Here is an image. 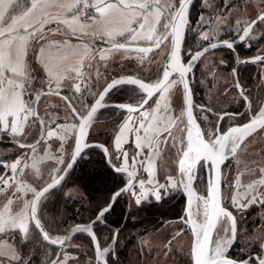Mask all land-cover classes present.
Wrapping results in <instances>:
<instances>
[{"label": "flooded vegetation", "instance_id": "flooded-vegetation-1", "mask_svg": "<svg viewBox=\"0 0 264 264\" xmlns=\"http://www.w3.org/2000/svg\"><path fill=\"white\" fill-rule=\"evenodd\" d=\"M179 2L180 0L169 1L170 6L173 7H169L170 10L164 12L163 22L151 40L138 39L133 42L120 37L112 41L104 37H94L93 52L85 62L77 81L67 80L56 88L53 85L38 87L41 82L29 81L30 79L27 81L34 89L32 93L40 89L34 100L29 101L35 115L32 116L31 125L27 130V138L21 141L10 133L0 132V144L4 143L5 147H19L24 152L43 144L44 159L36 161L35 158L24 155V175L17 170L13 171L10 167L11 160L20 157L19 152L7 154L6 158L0 160V177L3 176L7 180L6 184L13 187L10 194L7 192L9 196L22 193L24 201H27L31 209L29 202L34 200L36 193L64 173L75 153L80 118L87 113L110 81L123 76L155 85L163 80V71L166 70L174 39L173 33H169L172 25L170 14L173 8L177 9ZM261 16H264V0H194L185 15L181 33V62L175 59L171 62L173 70L177 63L184 68L191 65L190 71L183 73L181 77L187 85L192 114L200 126L206 143H212L233 127L240 128L252 123L264 110V20L259 19ZM164 24L170 26L165 29L162 27ZM245 30H248L247 36H244ZM205 36L207 39L204 38ZM156 40H160L159 47L156 46ZM113 43L142 46L151 50L108 49ZM225 43L231 44L232 47H226ZM196 53L202 55L199 59L193 60L192 57ZM101 56L104 59H101ZM181 77L174 70L164 83L166 87L160 91L153 89L150 94L140 90L137 85L126 83L116 86L109 92L88 123L89 129L84 141L86 146L73 167L64 180L47 191L38 203V217L45 229L47 216L51 218L52 225L63 224L57 217L53 219L52 210L56 204L63 213L67 210L76 212L74 219H78L66 223L76 226L85 223L79 222L78 217L79 210L86 207L85 203L81 204L82 200L85 201L86 198L87 207L90 208L95 206L92 204L96 200H100L102 202L99 203L102 204L100 212L113 201L114 195L119 191L120 195L116 197L110 208V211L113 209L124 211L123 220L116 222L118 227L113 233V242H116L121 227L127 222L129 211L139 210L150 203L175 207V195H178L183 213L179 217L164 221L158 230L168 227L167 232L170 235L166 241V251L168 255H172L174 261L182 258L179 264L192 263L191 247L186 258L173 246L176 238L182 235L186 237L188 232L192 233L185 214L187 189L181 183L182 180H187V173L182 174L180 169V161L187 147L188 128L186 99ZM48 91L53 93H46ZM38 97L40 100L36 113L35 104ZM144 100L147 102L142 103ZM112 104L126 107L121 109ZM128 107L135 111H128ZM180 108H182L181 112H179ZM126 122L132 127L129 142L123 148H116L115 138L118 130ZM141 124H143L142 128ZM179 125L184 127L183 147L174 152V149L170 148L169 140ZM49 132L54 135L50 136ZM58 133H61V138H58ZM242 133L243 131L235 134L239 137L235 141V147L232 140H229L228 147L224 150L223 156L226 160L222 164L221 174L223 202L226 208H230L224 197L226 191L239 192L238 178L243 167L246 169V175L254 176V181L257 178L261 180L255 182L253 189L254 193L264 196L262 182L264 126L248 133L240 143ZM40 136L42 137L35 146H24L37 142ZM144 139L147 140L146 143ZM188 163H191V160L185 162V167ZM151 166H154L155 177L160 180L159 185H165V188L160 189L162 199L157 201L150 196L137 208H133L135 195L154 189L148 187L147 180V172H150ZM121 167H126L127 171L114 170ZM193 169L196 175L193 182L196 196L192 207L196 199L200 198L199 195L209 194L213 165L209 160L202 158L194 164ZM86 171L89 175L88 188L84 185ZM141 181L144 182L143 188L140 186ZM176 182L179 184L178 189L171 187V184ZM248 182L250 184L248 183L245 188H249L253 181L251 179ZM23 183L22 192L14 190V187H19ZM106 183L110 186L107 187ZM128 184L132 186L131 190L121 192V189L128 187ZM32 188L35 190L34 194ZM165 192L168 194L164 195ZM105 195L109 198L103 202ZM17 201L23 204L22 197L17 198ZM260 201H262L260 204L257 203L252 208V215L255 216L244 221L238 219L237 213L233 212L237 220V235L235 242H230L226 256L241 261L253 256L257 257L261 253L263 256L264 197ZM18 208L24 207L20 205ZM110 211L104 214L101 221H97V214L88 221V224L93 221L94 229L99 225L109 226L110 221L106 220V217ZM29 214L30 220L34 222L31 211ZM62 216L65 217L63 214ZM47 234L49 236L48 232ZM40 236L45 240L41 233Z\"/></svg>", "mask_w": 264, "mask_h": 264}, {"label": "rangeland", "instance_id": "rangeland-1", "mask_svg": "<svg viewBox=\"0 0 264 264\" xmlns=\"http://www.w3.org/2000/svg\"><path fill=\"white\" fill-rule=\"evenodd\" d=\"M170 0H159V3L155 5V7H150L147 15V23L145 24V28L142 31V35H152L154 33H150L148 30L150 28H155L156 30L160 27L163 22V15L165 11L170 10ZM70 0H50L47 6L43 4L34 12H32L29 16L25 18V21H20V17L23 16L25 12H27L30 4H26L25 0H20V6H16L13 3V6L8 8L5 13V21L3 24H0V29H8L11 26V21L13 18H16L18 23L14 26V30L9 34L5 31L4 36H0V42L9 39V35L13 38L15 37H24L25 41L23 44V62L26 67L25 76L27 78H21L17 80V83H23L24 87L22 90V100L24 104L30 109L27 113L22 115H27V120H20L17 122L15 118L9 117V124L18 123V133L13 134L10 129L8 131H4L2 125H0V132L10 133L14 137H17L19 140H26L27 130L31 125V120L33 116L32 106L29 101H33L35 96L37 95V91L33 92L34 89L31 87L32 85L27 82L29 81H37L40 83L38 87H42V85L48 86L53 85V87H59L64 84L67 80H76L80 73L83 71V67L85 62L87 61L89 55L93 52L94 37H104L109 40H117L121 36L109 37L105 33L107 31H111L114 29H120L124 26L127 19L131 18L135 14H139L140 16L144 15V10L142 9H124L122 7H118L116 9H110L106 16L102 17L99 13H95L94 10L88 9L87 16L85 19L81 17L77 24H66L64 20L71 21L74 15H79V11L69 12L66 5ZM95 0H89V3H94ZM105 3H113L119 5V0H104ZM126 3H132L133 0H125ZM137 3L143 2V0H136ZM159 10L161 15L158 18L155 15V11ZM39 20L41 23L47 21V23L43 24V28L38 31L35 37H31L28 33L32 32L33 29H40L39 23H33L32 28H28L25 31V28L21 26V23H32L34 21ZM140 21L133 20L132 27L136 28L137 24ZM156 32V31H155ZM43 37V38H41ZM79 37L80 39H78ZM77 38V39H75ZM139 39V38H138ZM137 39V40H138ZM139 40H147V39H139ZM134 42V41H133ZM21 45V41L19 39H13L10 46H6L4 51H7L12 60L16 59L17 48ZM110 53H108L109 55ZM112 54V53H111ZM102 57V56H101ZM100 59V58H99ZM73 69H78L79 72L72 71ZM95 69V68H94ZM52 73L51 77L49 73ZM4 75L12 80L16 79L14 75L8 71H5ZM76 82H74L75 84ZM77 85V83H76ZM75 86V85H74ZM179 110V109H178ZM182 108H180L179 112H181ZM184 123V122H183ZM125 125L127 128L125 129ZM184 125V124H183ZM183 125H179L177 130L173 132L170 136V148L180 149L183 146V136H184V127ZM124 129L123 131H121ZM132 127L129 122L124 123V125L118 130L117 136L115 138V147L123 148L127 142H129L130 134ZM61 133H58V138H61ZM148 136H146L147 138ZM117 139H119V147H117ZM147 140L144 139V143ZM9 146V145H8ZM43 144H39L38 146L32 148L31 150L23 151V149L16 147H5L4 143L0 144V160L7 157V154H12L13 152H19L20 157H15L11 160V165L19 161L16 170L21 172L24 175L25 163H24V155L35 158L34 160L39 161L40 159H44L43 157ZM45 155V153H44ZM52 155V154H51ZM11 156V155H10ZM55 157V156H54ZM175 157V161H176ZM244 162V161H243ZM150 172H147L148 177L147 180L149 182L150 188H156L159 185L160 180L155 177V169L154 166L149 168ZM20 173V174H21ZM252 181L249 188H245L248 181ZM260 179H256L254 181V176L246 175V169H240V174L238 178L239 184V192H230V190L226 191L225 199L228 202V208L231 212L237 213L238 219L244 221L247 218L253 217L252 208L257 203H261V198L264 196H260L259 194L254 193L253 186L255 182L258 183ZM261 182V180H260ZM264 184V180L262 181ZM177 189L179 188L178 182ZM4 186V187H3ZM245 189H244V188ZM13 187L6 185L0 186V214L5 213V209L7 207V214L15 217L17 220L26 219L27 223V231H23L20 229H12L9 228L3 232H0V264H24V261L27 260L30 256L32 257L37 250L35 248V241L41 240V236L39 237L38 228L33 221L30 220V208L25 209V202L21 195H10L11 189ZM22 192L24 190L23 185L20 184L19 187H14V190ZM33 189V188H32ZM34 190V189H33ZM153 189H149L144 191L146 195L141 198V195H135L133 198L132 206L133 208H137L141 202L149 199L150 196L155 199L152 194ZM9 192V194L7 193ZM35 190L32 194H34ZM13 193V191H12ZM22 197L21 201L23 204H19L17 198ZM200 198H197L192 207V216L193 221L197 225L195 228L196 231L199 230V226L204 220V207L203 200H208V194L199 195ZM253 197H256L255 202H253ZM33 198V195H32ZM140 199V202L137 203V199ZM203 198V199H201ZM85 201H81V204L87 203L86 198ZM9 201L11 204L9 205ZM24 208H18V206ZM87 205V204H86ZM27 213V218H26ZM234 214V213H233ZM235 215V214H234ZM47 219V230L49 236L56 240L57 242L63 243L65 242L62 250V255L57 263L55 264H104L102 260H97L95 254L92 252L93 247L90 240V235L88 231H83L81 228L74 231L67 239L65 237L67 231L74 226H66L67 228H62L60 226L52 225L49 222V217ZM84 222V221H79ZM88 225V222L84 223ZM65 229V232L63 230ZM227 230V231H226ZM168 227H164L156 232H147L143 239V249L130 262L131 264H179V259H172V255L167 253L166 251V241L168 236L170 235ZM65 234V235H64ZM232 236V224L231 220L228 217L222 218L219 223V226L216 230V234L214 237V242L217 240L227 239L228 243L224 250V255L227 254L228 246L231 242ZM42 244V243H41ZM44 244V243H43ZM40 246V245H39ZM110 244H105L101 247L102 254L107 258L110 250ZM173 246L180 252L182 256L186 258L189 256V249L193 247V236L192 233L188 232V235L184 237H178L174 240ZM45 246V254L42 256V263L46 264L48 258L55 256L58 253V249L55 253H52L51 248H47ZM51 249V250H50ZM107 249V251H105ZM51 252V253H50ZM257 257L264 258V254L262 253ZM185 258V259H186ZM256 256L251 258H246L243 261H247L249 264H257ZM192 262V260H191ZM51 263V261L49 262Z\"/></svg>", "mask_w": 264, "mask_h": 264}, {"label": "snow or ice", "instance_id": "snow-or-ice-1", "mask_svg": "<svg viewBox=\"0 0 264 264\" xmlns=\"http://www.w3.org/2000/svg\"><path fill=\"white\" fill-rule=\"evenodd\" d=\"M26 4H30V7L28 8L27 12L23 14V16L20 17V21H25V18L29 16L32 12L37 10L42 4L44 6H47L50 2V0H25ZM13 3L16 6H20V0H0V24H3L5 21V13L7 12L8 8L13 6ZM159 3V0H143V2L137 3L136 0H133L132 3H126L125 0H119V5L113 4V3H105L104 0H95L94 3H89V0H70L69 3L66 5H63L66 7V9L69 12H76L79 11V15H74L73 19L71 21L64 20V23L66 24H77L81 17L87 19V10L92 9L95 13H99L100 16L104 17L107 15L110 9H116L118 7H122L124 9H142L144 10V15L140 16L139 14L133 15L131 18L127 19L124 26L120 29H114L111 31H107L105 34L109 37H114L116 35L125 37L126 39H130L131 41H136L139 39H153L152 35H142V31L145 28V24L147 23V15L148 9L150 7H155L156 4ZM185 3H187V0H185ZM173 7V6H170ZM185 4H181L178 10H175L173 8V12L170 14V21L176 22L178 21L180 25L185 23ZM155 15L158 18L161 15L159 10L155 11ZM259 19L264 20V16L259 17ZM133 20L140 21L137 24L136 28H133L131 25L133 23ZM18 23L16 18H13L11 21V26L8 29H0V36L5 35V31H7L9 34L14 30V26ZM33 23H39L40 29H33L32 32L28 33L29 36L35 37L36 33L40 31L43 28V24L47 23V21H44L41 23L39 20L34 21L32 23H21V26L25 28V31H27L28 28L33 27ZM255 23V22H253ZM170 25L164 24L162 25L163 28L167 29ZM150 33H155L156 29L150 28L148 30ZM179 26L175 27V35H176V45L179 46ZM127 34V36H126ZM248 35V30H245L244 36ZM43 38V37H41ZM165 39L167 37H164ZM207 39V36L204 37ZM13 39H19L21 41V45L17 48L16 52V59L13 61L10 54L7 51H4V48L6 46H10ZM25 38L24 37H11L9 35V39H6L3 42H0V125H2V128L4 131H10L13 134L18 133V123L9 124V117L15 118L17 122L20 120H27V115H22L24 113H27L30 111V109L24 104L22 100V90H23V83H17V80L21 78H27L25 76L26 73V67L23 62V44H24ZM156 46L159 47L160 40L155 41ZM215 46V45H213ZM226 47H232L231 44L225 43ZM113 47L116 48H124L125 45H113ZM151 49H138V51H150ZM173 57L176 56V52L173 51L172 53ZM200 55L202 53H196L192 59L196 60L199 59ZM101 59H104L102 56ZM171 67V66H170ZM191 65L188 68H184L183 66L179 65L177 63L175 67V71H178L183 75V73L190 71ZM5 71H8L14 75L16 79H8L4 73ZM72 71L79 72L78 69H73ZM50 77L52 73H49ZM169 77V71L165 70L163 71V80L167 81ZM130 84V85H137L140 90H142L145 93H151L153 89L156 91H160L162 88H165L166 85L163 82L157 83L155 85L145 84L137 79H128V80H116L112 83L108 84L107 87L104 89V93L100 95L99 99L96 100L95 105L101 106V101L104 99V94H107V92L114 88L115 86L119 84ZM185 88H187V85H185ZM77 90H79V86H77ZM147 101L144 100L142 103H146ZM96 106L92 108V110L88 113L87 117L85 118L84 124H87V121L91 119L92 114L96 111ZM119 107L123 108L126 107L124 105H119ZM159 107V106H158ZM75 111V110H74ZM128 111H135V109L128 107ZM35 115V113H33ZM188 118L191 121V112L188 113ZM43 123V121H41ZM256 123H260L261 126H264V110L261 111L260 116L257 119H254L251 124L245 125L244 128H238L233 127L228 130L226 134L223 136H218V138L213 141L212 143H206L202 138L199 132L196 133L195 138L193 137V132H188V150L183 153L184 160L180 161V169L182 174L187 173V180L181 181L183 183L184 188L187 189L189 192H192V184L194 180L196 179V175L193 169V166L195 163L200 161L202 158L209 159V160H219L223 158L224 150L226 147H228V141L232 140L233 146L235 147V141L239 138L237 135L238 133H241L242 131L246 130L248 127L255 126ZM84 125H81V132H83ZM140 127H143V124L140 125ZM127 128V125H125V129ZM122 129L121 131H123ZM50 136L54 135V133L49 132ZM23 147V145H21ZM117 147H119V139H117ZM233 147V150H234ZM106 151V149H105ZM80 153V145H76V152L75 156H78ZM191 160V163L187 164V167H185V162ZM125 164L127 163V157L126 154L124 156ZM19 164V161L16 163H13L10 165L11 169L13 171L16 170L17 165ZM34 166V165H33ZM72 165L69 164L68 167H71ZM117 172H126V167H121L114 169ZM131 175V174H129ZM7 180L3 177H0V184H6ZM58 183V182H57ZM144 182H140L141 188H143ZM52 185H49L48 188H51ZM131 185L128 187L121 189V192H126L131 190ZM172 188H176L177 184L172 183ZM165 188V185H158L156 188L152 190V194L154 195L155 199L157 201L162 199L160 189ZM48 189H44V192H46ZM213 191V196L209 200H203V207H204V220L199 226V230L196 231V239L193 245V256L195 264H237L236 261L228 259L224 256V250L228 243L227 239L217 240L215 242L212 241V237L210 234V230L214 229L216 222L221 217H228L232 220L233 228V238L235 235V228H234V218L231 217V214L228 213L226 210H224L222 207L219 206L216 196H215V189ZM168 193L165 192L164 195H167ZM44 195L43 192L36 193L35 200L29 202L31 205V217L34 220L35 225L39 228L41 227L39 219H36V211H37V203L39 202L40 198ZM120 193H116V196H119ZM141 198H143L146 193L141 192ZM115 196L113 197V200H115ZM203 199V198H201ZM256 197H253V202H255ZM140 202V199H137V203ZM11 204V201H9V205ZM29 207V204L26 203L25 209L27 210ZM111 205L109 207L102 209L97 216V221H101L104 214L110 211ZM7 207L5 209V213L0 214V232H3L9 228L12 229H20L23 231H27V223L26 219L17 220L15 217L7 214ZM192 215V212L189 211V216ZM27 218V213H26ZM197 225L195 222H193V228L195 229ZM83 231H88L87 228L82 229ZM227 231V230H226ZM44 238L47 239V233H43ZM52 243H56V240H52ZM63 243V241H61ZM107 251V249H105ZM257 264H264V258L256 257ZM241 264H248L247 261L241 262Z\"/></svg>", "mask_w": 264, "mask_h": 264}, {"label": "trees", "instance_id": "trees-1", "mask_svg": "<svg viewBox=\"0 0 264 264\" xmlns=\"http://www.w3.org/2000/svg\"><path fill=\"white\" fill-rule=\"evenodd\" d=\"M84 177V185L86 188L89 186V175L88 171L85 172ZM102 182H105L102 180ZM106 186L109 187L110 184L106 183ZM98 197V195H97ZM109 198L108 195L103 197V202H106ZM180 197L175 195V207H170L169 205H159L150 203L143 208L135 211L128 212V218L126 224L121 227L118 238L116 242H113V233L114 230L118 227L116 222H120L123 220L124 211L122 210H112L110 211L106 217V220L110 221L109 226H98L95 228V232L99 239L100 247L105 244H110V252L107 256V260L109 264H131L130 262L133 260V257L137 255L140 251H142L143 239L147 232H152L158 230L164 221H168L169 219H173L179 217L183 213V208L179 205ZM101 201L96 200L94 202L95 205L92 209L87 207L86 203L85 208H81L78 212L79 221L88 222L92 217L96 216L99 213L101 205L99 204ZM102 203V202H101ZM100 205V206H99ZM57 204L52 210L53 219H60L63 224L57 225L62 228H67V222L73 221L75 217V213L73 210L64 211V213L59 210ZM65 215V217H61V215ZM49 218L48 223H52ZM78 219V218H77ZM74 219V220H77ZM56 226V225H55ZM47 229V228H46ZM48 232V230H47ZM65 232V229L63 230ZM40 237V234H38ZM41 239V238H40ZM91 240V237H90ZM37 240L35 241V251L34 255L27 260L24 261V264H43L42 256L45 254V246L51 248L52 253H55L57 248L47 243L45 240ZM42 243V244H41ZM44 243V244H43ZM92 243V240H91ZM40 245V246H39ZM47 247V248H48ZM93 247V243H92ZM94 249V247H93ZM59 250V249H58ZM95 254V251L92 250ZM51 253V252H50ZM53 260V257L48 258L46 264H50L49 262Z\"/></svg>", "mask_w": 264, "mask_h": 264}, {"label": "water", "instance_id": "water-1", "mask_svg": "<svg viewBox=\"0 0 264 264\" xmlns=\"http://www.w3.org/2000/svg\"><path fill=\"white\" fill-rule=\"evenodd\" d=\"M193 1H194V0H187V3H185V0H180V2H179V4H178V7H177L176 10L179 9V7H180L181 4H185V9H186V10H185V15H186V13H187V11L190 9V6H191V4L193 3ZM176 26H179V29H180V32H179V37H180V39H179V46H178V47H177V45H176V35L174 34V33H175V27H176ZM183 26H184L183 24L180 25L179 22L176 21V22H172V25H171V28H170V32H169V33H173V35H174V39H173V46H172L171 52H170V54H169V56H168L167 63H166V70L169 71V76H170L171 74H173V71H174V70H173V68H174V67H173V63H172L171 61L175 59V60L179 61V63L181 62V61H180V59H181V58H180V56H181L180 52H181V46H182L181 33H182V30H183ZM113 45H120V44H118V43H113V44H111V45L108 47V49H115L116 47H113ZM124 48H131V49H135V50H138V49H149V48L142 47V46H131V45H125ZM120 49H121V48H120ZM173 51L176 52V56H175V57H173V55H172ZM170 66H171V67H170ZM177 73L179 74L180 77L182 76L180 72L177 71ZM128 79H135V78H133V77H123V76H120V77H116V78H114V79H113L112 81H110L108 84H110V83H112L113 81H116V80H128ZM181 81H182V84H183V91H184V96H185V99H186V118H187V123H188V128H187V145H188V132H189V131H192V132H193V137H194V138H195L197 132L200 133L202 139H204V138H203V134H202V132H201L200 126H199L198 122L196 121V119L194 118V116H193V114H192V111H191V108H190V105H189V101H188V92H187V89L185 88V83H184V80L182 79V77H181ZM161 82L165 83L164 80H162ZM108 84H107V85H108ZM107 85L104 87V89L107 87ZM119 85H121V84H119ZM117 86H118V85H117ZM115 87H116V86H115ZM115 87H114V88H115ZM114 88H112V89H114ZM104 89L100 92V94H99V96L97 97V99H99L100 95L104 93ZM112 89H110V90L107 92V94H104V98L109 94V92H110ZM46 93H53V92L48 91V92H46ZM97 99H96V100H97ZM39 100H40V97H38L37 100H36V104H35V109H36L35 112H36V113H37V106H38V102H39ZM96 100H95V102H96ZM102 101H103V100H102ZM102 101H101V105H102ZM95 102H94V104L90 107V109L87 111V113H86L84 116H82V117L80 118V125H79V129H78V132H77V141H76V145H77V144L80 145V153H81L82 149L86 146V144H85L84 141H85V139H86V135H87V133H88V129H89V125H88V123L90 122L91 119H89V120L87 121V124H84V121H85V118L87 117L88 113L92 110V108H93L94 106H96V105H95ZM112 105H115V106L119 107V105H121V104H112ZM100 107H101V106H96V111H97ZM120 108H121V107H120ZM121 109H125V107H123V108H121ZM96 111H95V112H96ZM189 111L191 112V117H192L191 121H190L189 118H188V113H189ZM95 112H94V113H95ZM94 113L92 114V116L94 115ZM91 118H92V117H91ZM249 124H251V123H249ZM249 124H247V125H249ZM81 125H84V127H83V132H81ZM260 127H262L261 124H260V123H256L255 126H253V127H248L246 130H244L243 133H242V135H241V141H240V143L243 141V139L245 138V136H247L248 133H250V132H252V131H254V130L260 128ZM240 128L243 129L244 126H242V127H240ZM41 137H42V136H40V138H39V140H38L37 142H35V143H33V144H30V145H24V146H25V147H33V146H35L36 144H38V142L40 141ZM187 150H188V148L186 147V150H185V151H187ZM75 152H76V147H75ZM80 153H79V155H80ZM79 155H78V156H79ZM78 156H75V153H74V156H73V158H72V160H71V162H70V164H71L72 166H71V167H67L66 170L64 171V173H63L59 178H57V179L53 180L52 182H50L49 184L45 185L43 188H41V189L38 191V193L43 192V193L45 194V193H46L47 191H49L52 187H54L56 184L61 183V182L64 180V178L66 177V175H67V173L69 172V170L73 167V165H74V163L76 162ZM182 160H184V155L182 156ZM206 160H209V159H206ZM225 160H226V158H225L224 156H223L222 159H219V160H216V161H214V160H209V161L212 163V165H213V174H212V181H211V184H210V187H209L208 200L212 198V196H213V191H212V190L215 189V196H216V199H217V202H218L219 206L222 207L224 210H226L228 213H230V214H231V217L234 218V222H235V223H234L235 235H234V238H233V233H232V236H231V243H234L235 240H236V235H237V220H236V216L233 214V212H231L228 208H226V207L224 206V202H223L221 167H222V164L224 163ZM2 177H3V176H2ZM57 182H58V183H57ZM49 185H52V187H51V188H48ZM128 186H129V184H128ZM191 187H192V192H189L188 190L185 192V196H186L185 214H186V216H187L188 224H189L190 229H191V232H192V234H193V245H194V242H195V239H196V235H195V233H196V229L193 228V222H194V221H193V216H192V215L189 216V211L192 212V202H193L194 197L196 196V192H195V189H194L193 184H192ZM46 188H47L48 190H47L46 192H44V189H46ZM116 193H119V191L116 192ZM114 196L117 197L116 194H115ZM42 197H43V196H42ZM42 197H41V198H42ZM41 198H40V199H41ZM115 199H116V198H115ZM34 200H35V198H34ZM39 201H40V200H39ZM114 201H115V200H113L109 205L112 206V204L114 203ZM38 203H39V202H38ZM38 203H37V206H38ZM109 205L106 206L105 208L109 207ZM35 218H36V219H39L37 211H36V217H35ZM222 218H224V217H221V218L216 222L214 229L210 230V234H211V237H212V241H213V239H214V236H215V233H216L217 227H218V225H219V223H220V220H221ZM230 220H231V219H230ZM39 221H40V220H39ZM231 224H232V228H233L232 220H231ZM40 225H41V227H39V231H40L41 235H42L43 238H44L43 233H47V232H46L45 227L42 225L41 221H40ZM81 228H87V229H88V233H89V235H90V237H91V240H92V243H93V247H94V251H95L96 259H97V260H100V259H101L102 262H103L104 264H109L108 261H107V259L105 258V256L102 254L101 247H100V245H99V239H98V236H97V234H96V232H95V229H94V226H93V221H92L91 223H89L88 225H85V224H79V225H76V226L70 228V229L67 231L66 235H65L66 239H67V238H68V237H69L74 231H76V230H78V229H81ZM115 235H116V234H115ZM44 239H45V238H44ZM45 240H46L47 243H49L50 245H52V246H54V247H56V248L59 249L57 255L55 256V258H54V259L51 261V263H50V264H55V263L58 262V260L60 259L61 255H62L63 246H64V244H65L66 241H65L64 243H59V242L52 243V242H51L52 239L48 236V234H47V239H45ZM225 257L228 258V259H231V260L236 261L237 264H241V262H243V260H242V261H241V260H236V259H234V258H232V257H229V256H226V255H225ZM191 264H195L194 256H193V247H192V263H191ZM248 264H249V263H248Z\"/></svg>", "mask_w": 264, "mask_h": 264}, {"label": "bare ground", "instance_id": "bare-ground-1", "mask_svg": "<svg viewBox=\"0 0 264 264\" xmlns=\"http://www.w3.org/2000/svg\"><path fill=\"white\" fill-rule=\"evenodd\" d=\"M158 117V116H157Z\"/></svg>", "mask_w": 264, "mask_h": 264}]
</instances>
